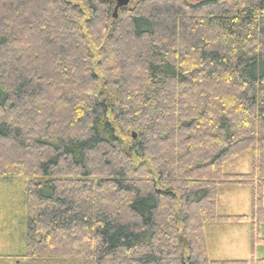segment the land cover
<instances>
[{
    "label": "trees",
    "instance_id": "1",
    "mask_svg": "<svg viewBox=\"0 0 264 264\" xmlns=\"http://www.w3.org/2000/svg\"><path fill=\"white\" fill-rule=\"evenodd\" d=\"M115 7L0 0V182L30 177L0 197L24 213L15 259L264 264L210 259L206 233L264 244V0ZM245 153L249 173L224 170ZM224 185L250 188V215L220 212Z\"/></svg>",
    "mask_w": 264,
    "mask_h": 264
},
{
    "label": "rangeland",
    "instance_id": "2",
    "mask_svg": "<svg viewBox=\"0 0 264 264\" xmlns=\"http://www.w3.org/2000/svg\"><path fill=\"white\" fill-rule=\"evenodd\" d=\"M192 3L193 0H187ZM136 0H132L129 7H132ZM115 14V10H114ZM118 18V13H117ZM116 18V19H117ZM93 50V49H92ZM94 51H96L94 49ZM129 139L127 138V141ZM252 156L251 153L240 155L224 165V170L228 173H249L251 171ZM30 177H15L10 180L0 182V197L6 193L22 191L25 182ZM7 182V183H6ZM18 198L14 199V204ZM264 202V191H263ZM218 206L222 214L226 215H250L251 214V191L248 187L224 185L218 193ZM13 209L11 206L5 212L0 211V255L5 258L8 264H28L27 261L15 259V255L20 254V250L24 249V243L20 241L21 217L24 215L22 209ZM14 210L13 214H17L15 219L9 218L8 212ZM212 224L207 225L206 233L208 238L209 258L217 261L227 260H250L264 259V244H252L247 223H225L223 225ZM260 238H264V225L259 233Z\"/></svg>",
    "mask_w": 264,
    "mask_h": 264
},
{
    "label": "water",
    "instance_id": "3",
    "mask_svg": "<svg viewBox=\"0 0 264 264\" xmlns=\"http://www.w3.org/2000/svg\"><path fill=\"white\" fill-rule=\"evenodd\" d=\"M116 2L115 7V18H117V12L120 8L128 6L131 3V0H113ZM196 3L204 2L205 0H193Z\"/></svg>",
    "mask_w": 264,
    "mask_h": 264
},
{
    "label": "bare ground",
    "instance_id": "4",
    "mask_svg": "<svg viewBox=\"0 0 264 264\" xmlns=\"http://www.w3.org/2000/svg\"><path fill=\"white\" fill-rule=\"evenodd\" d=\"M194 2V1H193ZM196 3V2H195ZM114 18H115V14H114Z\"/></svg>",
    "mask_w": 264,
    "mask_h": 264
}]
</instances>
